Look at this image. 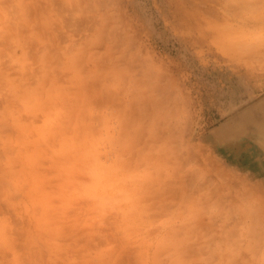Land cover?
<instances>
[{
    "label": "rangeland",
    "instance_id": "rangeland-1",
    "mask_svg": "<svg viewBox=\"0 0 264 264\" xmlns=\"http://www.w3.org/2000/svg\"><path fill=\"white\" fill-rule=\"evenodd\" d=\"M0 209V264H264V0H17Z\"/></svg>",
    "mask_w": 264,
    "mask_h": 264
},
{
    "label": "clouds",
    "instance_id": "clouds-1",
    "mask_svg": "<svg viewBox=\"0 0 264 264\" xmlns=\"http://www.w3.org/2000/svg\"><path fill=\"white\" fill-rule=\"evenodd\" d=\"M17 0H0V15L2 14H10L14 11L16 7ZM74 97L69 98V102H71ZM2 211V209H0ZM209 264H215L213 261H209Z\"/></svg>",
    "mask_w": 264,
    "mask_h": 264
},
{
    "label": "crops",
    "instance_id": "crops-1",
    "mask_svg": "<svg viewBox=\"0 0 264 264\" xmlns=\"http://www.w3.org/2000/svg\"><path fill=\"white\" fill-rule=\"evenodd\" d=\"M186 41H187V40H186ZM186 41H185V43H184V48H185V49H190L191 52H192V49H191L192 46L190 45L191 48H189V47H188V42H186ZM195 59H196V58H195ZM195 61H196V60H195ZM196 62H197V61H196ZM197 64H198V62H197ZM215 126H216V125H215ZM215 126H214V127H215ZM201 146H202V145H201Z\"/></svg>",
    "mask_w": 264,
    "mask_h": 264
}]
</instances>
